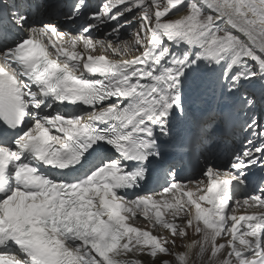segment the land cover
<instances>
[{
  "label": "snow or ice",
  "instance_id": "1",
  "mask_svg": "<svg viewBox=\"0 0 264 264\" xmlns=\"http://www.w3.org/2000/svg\"><path fill=\"white\" fill-rule=\"evenodd\" d=\"M86 7L0 0V264H264V0Z\"/></svg>",
  "mask_w": 264,
  "mask_h": 264
},
{
  "label": "bare ground",
  "instance_id": "2",
  "mask_svg": "<svg viewBox=\"0 0 264 264\" xmlns=\"http://www.w3.org/2000/svg\"><path fill=\"white\" fill-rule=\"evenodd\" d=\"M67 10V9H66ZM134 55H136V54H134ZM129 58H131V55L129 56ZM189 112L190 113H192L194 116L195 115H197L199 112H201V107L200 106H198V105H192L191 107H190V109H189ZM155 232V231H154ZM129 258H133V257H129ZM136 259H140V260H146V261H148V257H146V256H140V257H135Z\"/></svg>",
  "mask_w": 264,
  "mask_h": 264
},
{
  "label": "rangeland",
  "instance_id": "3",
  "mask_svg": "<svg viewBox=\"0 0 264 264\" xmlns=\"http://www.w3.org/2000/svg\"><path fill=\"white\" fill-rule=\"evenodd\" d=\"M182 14H183V13H179V14L177 13V16H178V15H182ZM171 18H176V17L173 16V17H171ZM129 37H130V35H129ZM128 39H131V37L128 38ZM210 79H214V77H210ZM157 234H159V233H157ZM164 234L167 235V232L164 231ZM188 239H196V237H194V236H192L191 234H189ZM176 243H177V245L179 246V245L182 243V241H181L180 239H177ZM146 264H148L147 261H146Z\"/></svg>",
  "mask_w": 264,
  "mask_h": 264
}]
</instances>
